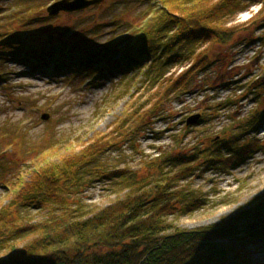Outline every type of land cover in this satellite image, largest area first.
<instances>
[{
	"label": "rangeland",
	"instance_id": "374dc122",
	"mask_svg": "<svg viewBox=\"0 0 264 264\" xmlns=\"http://www.w3.org/2000/svg\"><path fill=\"white\" fill-rule=\"evenodd\" d=\"M57 1L0 0V212L7 213L15 193L27 184L33 164L46 167L81 159L74 199L96 210L117 197L121 177L115 172L142 179L146 161L165 152L190 156L194 149L207 154L198 155L191 163L196 171L178 183L186 186L180 198H200V203L175 214L179 228L221 225L264 195V85L254 84L264 76L261 0H240L245 9L231 23L238 26L234 39L224 45L205 40L201 49H209L210 63L185 89L173 93L169 86L188 62L154 82L142 79L143 68L126 74L123 61L115 60L126 49L123 38L152 24L148 34L156 29L153 19L162 10L160 0H103L85 10L50 16L47 8ZM57 43L80 60L93 55L92 68L47 75L43 65L52 55L46 50L35 54L39 61L29 59L31 52H23L24 59L17 56L25 44L43 48ZM21 44L23 49L16 51ZM107 59L118 62L120 71L94 67ZM93 75L98 77L92 82ZM257 112L261 120L254 117ZM45 114L48 119L41 120ZM135 116L144 118L140 125L132 124ZM194 116L197 121L188 124ZM213 148L219 149L222 162L210 165L205 160ZM176 167L171 171L181 169ZM19 175L21 182L11 190ZM21 206L7 221L31 226L42 220L41 210ZM257 242L253 247L237 245L234 251L244 253L247 247L248 264H264V252L257 248H263L264 238ZM5 256L0 250V260Z\"/></svg>",
	"mask_w": 264,
	"mask_h": 264
},
{
	"label": "trees",
	"instance_id": "16d2710c",
	"mask_svg": "<svg viewBox=\"0 0 264 264\" xmlns=\"http://www.w3.org/2000/svg\"><path fill=\"white\" fill-rule=\"evenodd\" d=\"M261 2L264 8V0ZM160 3L162 10L153 19L156 29L148 34L154 27L151 23L149 30L145 26L138 35L123 38L124 42H120L126 44V49L118 60L123 61L125 71L143 68L142 79L154 82L165 78L169 69L188 62L186 69L169 86L173 93L185 89L210 63L209 49H201L205 40L209 45H224L234 39V29L238 26L231 23L245 5L240 0H160ZM25 45L24 51L17 54L20 59H24L20 53L29 55L31 52L34 55L29 59L39 61L35 54L46 50L52 55L56 73L71 67L68 60L61 59L67 50L58 43L43 48ZM22 46H16L15 50ZM92 56L80 60L73 55L80 62H73L72 66L91 69ZM107 60L102 64L106 71H120L116 67L118 62L113 64ZM254 84L264 85V76ZM254 117L261 120L260 113ZM143 120L135 116L132 124L139 122L140 125ZM219 142L218 146H222L223 140ZM203 151L194 149L190 156L176 157L165 152L158 159L146 161L147 172L142 179L115 172L117 178L121 177L115 191L117 197L109 206L96 210H90L80 198L74 199L73 189L79 183L80 165L77 164L81 159L46 167L40 161V165L33 164L28 171L32 175L27 184L15 193L16 198L5 208L7 213L0 212V215L4 212L0 217V250L6 255L0 264H248L247 247L244 253L238 248L234 250L237 245L253 247L259 244L257 240L264 238V195L221 225L186 230L174 224L178 220L176 213L177 216L186 213L200 203V198H180L186 186L178 182L196 171L191 163L198 155L207 154ZM219 155V149L213 148L205 162L219 164L222 162ZM175 166L181 169L171 171ZM20 176L11 190L21 182ZM171 195L178 198H169ZM23 204L41 210L42 220L31 226L21 221H7ZM170 216H174V221L168 220ZM22 243L25 244L20 245ZM257 248L264 252V246ZM230 254L232 257L228 259Z\"/></svg>",
	"mask_w": 264,
	"mask_h": 264
},
{
	"label": "water",
	"instance_id": "95a60500",
	"mask_svg": "<svg viewBox=\"0 0 264 264\" xmlns=\"http://www.w3.org/2000/svg\"><path fill=\"white\" fill-rule=\"evenodd\" d=\"M103 0H60L51 4L47 8L48 14L54 15L62 11L65 13H72L87 9L90 6H96ZM48 116L45 114L41 117V120H47ZM198 119V116L191 117L187 123L194 124Z\"/></svg>",
	"mask_w": 264,
	"mask_h": 264
},
{
	"label": "bare ground",
	"instance_id": "6f19581e",
	"mask_svg": "<svg viewBox=\"0 0 264 264\" xmlns=\"http://www.w3.org/2000/svg\"><path fill=\"white\" fill-rule=\"evenodd\" d=\"M239 255H241V253H239Z\"/></svg>",
	"mask_w": 264,
	"mask_h": 264
}]
</instances>
